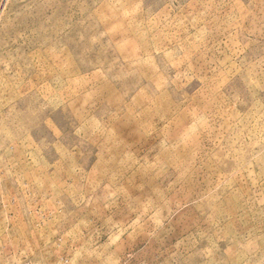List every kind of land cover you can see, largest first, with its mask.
I'll return each mask as SVG.
<instances>
[{
    "label": "rangeland",
    "instance_id": "374dc122",
    "mask_svg": "<svg viewBox=\"0 0 264 264\" xmlns=\"http://www.w3.org/2000/svg\"><path fill=\"white\" fill-rule=\"evenodd\" d=\"M0 264H264V0H0Z\"/></svg>",
    "mask_w": 264,
    "mask_h": 264
}]
</instances>
